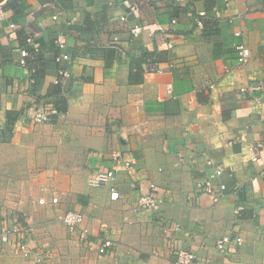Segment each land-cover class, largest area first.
I'll list each match as a JSON object with an SVG mask.
<instances>
[{"label": "crops", "instance_id": "crops-1", "mask_svg": "<svg viewBox=\"0 0 264 264\" xmlns=\"http://www.w3.org/2000/svg\"><path fill=\"white\" fill-rule=\"evenodd\" d=\"M124 1L0 0V216L32 230L31 256L0 240V264H174L176 248L195 264H264V98L254 90L264 86V0H132L136 13ZM238 44L251 52L245 65ZM64 53L70 62L57 61ZM144 53L161 62L132 84L130 56ZM61 69L67 110L37 123L43 103L55 108L46 95ZM112 153L135 159V170L92 188L93 172L115 167ZM209 159L224 168L217 204L200 193ZM149 181L164 202L136 212ZM64 211L84 214L90 244L58 221ZM173 224L182 231L166 233ZM224 236L242 243L220 252ZM106 239L113 246L100 255Z\"/></svg>", "mask_w": 264, "mask_h": 264}, {"label": "built area", "instance_id": "built-area-1", "mask_svg": "<svg viewBox=\"0 0 264 264\" xmlns=\"http://www.w3.org/2000/svg\"><path fill=\"white\" fill-rule=\"evenodd\" d=\"M124 6L130 12L136 13L139 12L140 10L139 3L133 2L132 0H125ZM204 16L205 13L202 12L198 17L197 20L198 26H203V22L201 18ZM4 17H5V13L2 9H0V21L3 20ZM120 20L122 22H125L127 18L125 16H122ZM171 22L173 25L177 24V20H172ZM9 28H10V32L14 33L18 29V25H16L15 23H10ZM159 29L161 31H164V28L161 25L159 26ZM238 35H240V33ZM28 42L29 43L33 42L31 37L28 38ZM58 46L60 49H64L66 47L63 41H60ZM236 52H237L238 64L245 65L250 61L251 52L244 44H238L236 46ZM20 55H21L20 64L26 66L27 64L26 58L29 56V52L26 49H21ZM57 61L70 62L71 58L68 54L64 53L57 58ZM32 73H35V70H33ZM69 77H70L69 71L66 69H61L59 71L58 77L54 81V84L63 83L62 80L68 79ZM254 90L256 93H259L260 96L264 98L263 85L255 87ZM56 113L57 110L52 105L43 103V105H41L40 108H38V110L34 113V121L37 123L51 122L52 116ZM252 150H255V148L252 147ZM111 159L113 160V163L117 169L115 167H112L110 169L103 168L96 170L88 178L89 186L96 189L108 187L109 185L113 184V182L116 181L118 168H122L126 172H131L135 170L137 165V161L135 159H127L120 153H112ZM253 160L257 161L258 157L255 156ZM206 164L209 167L210 171L208 172L207 176L205 177V179L201 184L200 193L203 196L209 198L213 204H217L225 196L224 194L226 190V184L221 181V177L224 174V168L221 167L220 165L215 164L210 159L206 162ZM161 194L162 193L160 192L159 188L155 183L149 181L147 188H144V184H143L141 186V194L136 202V206L134 210L136 212H143V211L158 212L161 209V206L164 202ZM120 197H121L120 193L112 189L111 199L118 200L120 199ZM197 198L199 199L200 197L197 196ZM39 203L41 205H45L48 203V200L45 198H41L39 200ZM50 203L53 206L59 205L60 203L59 198L53 195ZM57 219L66 226V228L71 234L78 232L80 236V240H82L86 244H90L91 234L89 229L84 227L85 216L83 213L76 211H64L58 215ZM5 222H6V218L4 216H0L1 242L12 245L11 236L17 234L20 239L19 241L18 240L14 241L13 254L24 258H29L32 254V251L30 250L26 240H24L26 239V233H24L23 229L18 228L20 227L19 225H15L13 229L10 230V227H8ZM179 231H182V226L180 224H173L172 226H170V228H167L165 230L166 233H171V234L172 232H179ZM234 241L237 244H241L242 238L237 237L236 239L233 240L231 236H224L217 242L216 248L220 252H224L230 248V246L234 243ZM112 246H113V242L110 239H106L99 247L98 250L99 254L106 255L108 250ZM174 255L176 257L174 264H195L198 261V257L195 253L187 251L183 248H176L174 250ZM208 264H213V263L208 262Z\"/></svg>", "mask_w": 264, "mask_h": 264}, {"label": "trees", "instance_id": "trees-1", "mask_svg": "<svg viewBox=\"0 0 264 264\" xmlns=\"http://www.w3.org/2000/svg\"><path fill=\"white\" fill-rule=\"evenodd\" d=\"M207 17V16H206ZM206 17H202L203 27H204V34L207 35V23H206ZM215 25L211 26V33H217L216 31L212 30ZM104 53V57L106 60L111 59L112 61L116 59V50L109 49L108 51L104 50L102 51ZM37 55H40L38 53ZM131 65H132V72L130 75V83L136 84L141 83L144 80V73L146 71L145 65H149L150 63H159L161 62V59H158V57H155L154 55L144 53L138 58L131 57ZM28 63V61H27ZM36 77H38V73L35 70ZM65 90L63 88V83L60 84H53L52 89L49 91V93L46 95V97H49L53 100L54 106L57 109L58 112H65L67 110L66 106V97L64 96Z\"/></svg>", "mask_w": 264, "mask_h": 264}, {"label": "rangeland", "instance_id": "rangeland-1", "mask_svg": "<svg viewBox=\"0 0 264 264\" xmlns=\"http://www.w3.org/2000/svg\"><path fill=\"white\" fill-rule=\"evenodd\" d=\"M18 225V224H17ZM10 226V225H9ZM15 225H13L12 227H10V230H12L13 229V227H14ZM18 228H21V229H23L24 230V233H26V237L28 238L29 237V235H30V233H31V228L29 227L28 229H26V228H24V227H22V226H20V227H18ZM22 237V236H21ZM19 236L16 234V235H12L11 236V246H12V249H13V244H14V241L15 240H18L19 241ZM23 239V238H22ZM24 240H26V239H24Z\"/></svg>", "mask_w": 264, "mask_h": 264}]
</instances>
